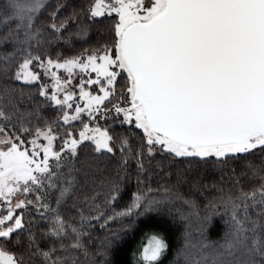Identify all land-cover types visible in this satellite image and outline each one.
Masks as SVG:
<instances>
[{
    "label": "snow or ice",
    "instance_id": "6c2138e0",
    "mask_svg": "<svg viewBox=\"0 0 264 264\" xmlns=\"http://www.w3.org/2000/svg\"><path fill=\"white\" fill-rule=\"evenodd\" d=\"M138 232L134 264H264V0H0V264Z\"/></svg>",
    "mask_w": 264,
    "mask_h": 264
},
{
    "label": "trees",
    "instance_id": "16d2710c",
    "mask_svg": "<svg viewBox=\"0 0 264 264\" xmlns=\"http://www.w3.org/2000/svg\"><path fill=\"white\" fill-rule=\"evenodd\" d=\"M153 187L155 188L156 185L153 184ZM133 191L135 190L134 188L132 189ZM180 191L185 195V196H190L191 193L187 190V186H184L180 189ZM157 195H159V193H157ZM127 198V197H126ZM195 198V197H193ZM115 227V226H114ZM140 233H136L135 236H129L126 237V245L123 246V250L121 251V253L119 254L118 259L125 262V264H134V261L132 259L131 256V249H133L136 245V242L139 238Z\"/></svg>",
    "mask_w": 264,
    "mask_h": 264
}]
</instances>
